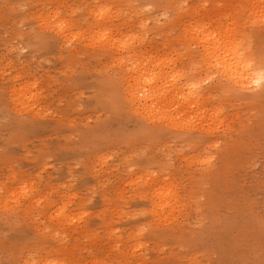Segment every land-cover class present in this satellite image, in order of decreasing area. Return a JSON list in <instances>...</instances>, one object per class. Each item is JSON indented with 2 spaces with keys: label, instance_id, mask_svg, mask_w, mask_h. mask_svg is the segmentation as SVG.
Returning <instances> with one entry per match:
<instances>
[{
  "label": "rangeland",
  "instance_id": "374dc122",
  "mask_svg": "<svg viewBox=\"0 0 264 264\" xmlns=\"http://www.w3.org/2000/svg\"><path fill=\"white\" fill-rule=\"evenodd\" d=\"M260 1L0 0V264H264V81L232 85L196 38L264 70ZM127 50L199 104L142 110Z\"/></svg>",
  "mask_w": 264,
  "mask_h": 264
},
{
  "label": "bare ground",
  "instance_id": "6f19581e",
  "mask_svg": "<svg viewBox=\"0 0 264 264\" xmlns=\"http://www.w3.org/2000/svg\"><path fill=\"white\" fill-rule=\"evenodd\" d=\"M259 3V2H258ZM258 6V4H257ZM259 6H264V0L260 1ZM106 12L105 10L99 12V14L103 15V13ZM101 18V17H100ZM59 21L54 23L56 26L61 25L63 26V23L65 24V21L58 18ZM54 25V26H55ZM58 25V26H59ZM67 24H65L66 26ZM55 26V27H56ZM60 26V27H61ZM64 27V29L67 27ZM62 27V28H63ZM200 27V26H199ZM59 30V27H56ZM68 29V28H67ZM199 29V28H198ZM197 29V30H198ZM66 30V29H65ZM106 28L100 29L97 31L98 35L95 36L93 39H91L95 43H102L105 46H110L114 50H123V48L126 47L127 43L121 44L123 39H120L119 34H113L111 31L106 32ZM202 31V27H201ZM62 30L60 31V33ZM198 32V31H197ZM203 32V31H202ZM214 32V31H213ZM228 32V31H226ZM64 33V32H63ZM196 33V30H195ZM201 33L200 31L198 32ZM65 35V33H64ZM197 35V34H195ZM66 36V35H65ZM194 36V35H193ZM219 35H213L212 32H204V34L196 37L202 47V53L205 52L206 57L209 58V61L204 62H211V67L213 66V69L216 68V70L220 71V73L226 77V80H228L232 85L237 86L240 89H248L249 87H252L253 85H260L264 81V70L262 68V62L253 61V57L250 58L246 55L245 51L242 50V47H240V41L236 40L235 38L230 39L232 35H227L224 33L222 36L217 37ZM126 42V40L124 41ZM128 49V48H126ZM127 53L130 55L129 57L133 60H131V64H133V71H134V82H135V90H132L131 95L135 97L136 99L143 101L140 103L142 110L144 108H147L146 99L147 97H151V99H156L159 102L166 101H172L174 100L180 103H184L186 107H192L194 105L199 104V101L202 99L199 94L196 93L195 86L193 85V89L190 90L188 94H185L183 88L179 82H176L180 76L178 73H175V70L172 69L171 71L173 77H169L173 79V81H169V78L166 76L164 72L161 73V70L155 71L156 67H159L162 63V61L159 60H153V67L151 70H148V66L146 65L149 60L144 61L141 59L142 56L138 52H129L127 50ZM204 55V53L202 54ZM151 57V56H150ZM205 56L203 57V59ZM124 59V58H123ZM206 60V58L204 59ZM160 62V64H159ZM261 64V65H260ZM208 65V63H207ZM206 65V66H207ZM156 66V67H155ZM209 66V68H211ZM155 71V72H154ZM165 76L167 77H164ZM170 74V73H169ZM168 75V74H167ZM143 81V86L147 85V87L144 89V95L143 91L139 93V87L141 82ZM161 83L158 85V83ZM179 84V85H178ZM189 86V85H188ZM188 88H191L189 86ZM186 89V88H185ZM195 92V93H194ZM147 96V97H146ZM170 96V97H169ZM137 100V101H138ZM158 102V103H159ZM180 103V105H181ZM159 106V105H158ZM182 106V105H181ZM157 108V107H156ZM163 111V110H162ZM219 112H212L208 110V117L211 120H214V118L218 117ZM163 117V116H162ZM169 112L164 115V118L166 121H169ZM175 122H172V125ZM172 189L168 190L165 189L163 186L158 187L153 190L152 196L157 199V204L154 205V207H158L157 210H164V209H170L173 205H175V196L172 193ZM177 198V196H176ZM177 200V199H176ZM178 201V200H177ZM177 203V202H176ZM155 209V208H154Z\"/></svg>",
  "mask_w": 264,
  "mask_h": 264
}]
</instances>
